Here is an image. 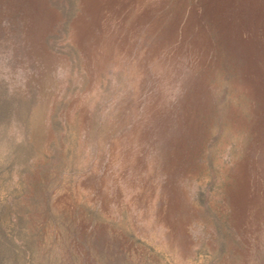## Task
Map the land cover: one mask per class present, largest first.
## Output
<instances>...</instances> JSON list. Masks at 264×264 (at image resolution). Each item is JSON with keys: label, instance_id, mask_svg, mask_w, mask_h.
Returning <instances> with one entry per match:
<instances>
[{"label": "rangeland", "instance_id": "obj_1", "mask_svg": "<svg viewBox=\"0 0 264 264\" xmlns=\"http://www.w3.org/2000/svg\"><path fill=\"white\" fill-rule=\"evenodd\" d=\"M0 264H264V0H0Z\"/></svg>", "mask_w": 264, "mask_h": 264}]
</instances>
